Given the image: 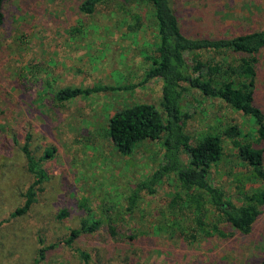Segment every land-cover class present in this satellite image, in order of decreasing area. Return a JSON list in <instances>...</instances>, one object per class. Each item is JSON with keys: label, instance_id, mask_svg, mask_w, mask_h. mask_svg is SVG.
Wrapping results in <instances>:
<instances>
[{"label": "rangeland", "instance_id": "rangeland-1", "mask_svg": "<svg viewBox=\"0 0 264 264\" xmlns=\"http://www.w3.org/2000/svg\"><path fill=\"white\" fill-rule=\"evenodd\" d=\"M83 0H5L0 25V264H259L264 261V204L244 234L209 214L197 225L193 214L169 212L179 187L165 179L153 195H142L128 213L126 197L162 162L158 140H144L124 154L107 136L110 116L146 102L162 109L161 83L152 79L129 91H106L58 101L65 87L124 85L141 81L156 47L153 7L143 0H102L91 13ZM180 26L190 36L229 37L264 29V0H172ZM189 56H193L192 53ZM254 98L264 111V48L257 54ZM203 60L237 65L245 54L199 51ZM222 77H226L223 74ZM190 114L185 129L197 134L218 119L237 125L241 138L256 140V121L199 91L183 95ZM29 136V137H28ZM28 137V139H27ZM42 161L48 179L24 213L25 192L33 181L24 146ZM259 146L264 149V142ZM211 182L234 204L264 187L248 180L232 143ZM243 167V168H242ZM66 210V215L59 213ZM89 215L100 222L92 233L66 240ZM217 224L226 235H207ZM115 228V235L109 227ZM78 251L88 254L84 260Z\"/></svg>", "mask_w": 264, "mask_h": 264}, {"label": "trees", "instance_id": "trees-1", "mask_svg": "<svg viewBox=\"0 0 264 264\" xmlns=\"http://www.w3.org/2000/svg\"><path fill=\"white\" fill-rule=\"evenodd\" d=\"M102 0H83L80 10L91 13ZM153 7L156 28V47L149 57L150 67L141 81L132 84L103 85L85 87L68 86L60 89L55 98L58 101L70 100L79 96H89L106 91H129L143 86L152 79L161 83V110L152 103L140 102L115 111L109 118L107 136L116 149L130 153L137 143L144 140H158L161 145L163 162L151 174L134 184L126 197V211L133 212L142 195H153L167 178H174L179 189L173 193L168 208L170 214L185 215L191 212L197 225L206 219L229 224L241 233L247 234L264 204V187L251 193L239 190L241 202L234 204L224 189L211 182L213 167L224 155L223 138L232 143L248 180L264 179V111L255 103L254 87L258 58L256 54L264 48V29L229 37L190 36L180 26L172 0H143ZM0 0V25L4 21L3 5ZM226 50L245 54L237 65L222 68L221 62L203 61L199 51ZM192 53L193 56H189ZM226 74V77H222ZM191 90L199 91L206 98H216L235 110L251 116L256 121V140L250 142L241 138L236 124L218 119L214 124H206L197 134L185 129L190 114L182 108L183 95ZM29 137V136H28ZM27 137V139H28ZM26 167L33 181L25 192L22 207L15 215L24 213L36 201L42 183L48 179V172L42 161L51 159L55 147H47L42 157L36 158L25 145ZM62 210L59 216H65ZM100 222L89 215L84 216L79 227L70 231L66 240L94 232ZM115 235V228L109 227ZM207 235L213 232L226 235L217 224L212 230H204ZM213 231V232H212ZM86 260L88 254L78 251ZM259 264H264L261 261Z\"/></svg>", "mask_w": 264, "mask_h": 264}]
</instances>
